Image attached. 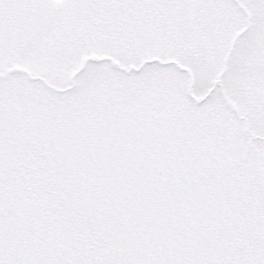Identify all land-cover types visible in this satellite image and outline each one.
<instances>
[{
    "label": "snow or ice",
    "instance_id": "1",
    "mask_svg": "<svg viewBox=\"0 0 264 264\" xmlns=\"http://www.w3.org/2000/svg\"><path fill=\"white\" fill-rule=\"evenodd\" d=\"M0 264H264V0H0Z\"/></svg>",
    "mask_w": 264,
    "mask_h": 264
}]
</instances>
